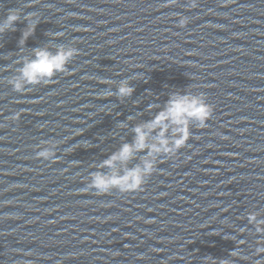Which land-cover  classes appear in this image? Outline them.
Returning <instances> with one entry per match:
<instances>
[{
	"label": "water",
	"instance_id": "water-1",
	"mask_svg": "<svg viewBox=\"0 0 264 264\" xmlns=\"http://www.w3.org/2000/svg\"><path fill=\"white\" fill-rule=\"evenodd\" d=\"M15 9L0 36V264H264L249 219L264 221V0H0V19ZM28 14L39 23L21 45ZM60 46L78 52L65 73L13 91L35 49ZM123 80L134 92L120 99ZM201 93L207 126L142 190L88 189L134 126ZM45 145L54 163L36 158Z\"/></svg>",
	"mask_w": 264,
	"mask_h": 264
},
{
	"label": "clouds",
	"instance_id": "clouds-1",
	"mask_svg": "<svg viewBox=\"0 0 264 264\" xmlns=\"http://www.w3.org/2000/svg\"><path fill=\"white\" fill-rule=\"evenodd\" d=\"M172 3L174 4L175 0H172ZM188 3L192 8L197 6V0H188ZM20 20V10H10L6 18L0 19V36L8 31H15L14 25ZM24 20L28 26L22 33L21 45L34 33L35 26L39 23L32 14L25 15ZM187 23V18L181 17L178 26L182 28ZM77 54V49L64 46L58 47L55 52L49 51L48 48L35 49L33 58L24 60L19 69V74L8 83L17 93H24L27 86L48 85L57 73H65L68 70L69 61ZM133 92L134 89L129 86V82L123 80L114 94L123 99L130 97ZM105 95L111 96L113 93L109 91ZM151 110L152 106L149 107V111ZM212 114L213 107L206 103V97L203 93L200 95L174 94L170 96L163 109L158 111L155 116L132 128L134 133L132 143H123L118 151L98 166L100 169L107 168L110 171L108 173L102 171L93 173L91 182L87 185L88 189H94L98 195H105L113 190L122 194L142 190L148 178L156 171L158 158H174L177 152L184 148L192 138V125L204 129ZM20 115L19 112L15 113L11 120L18 121ZM128 119L131 121L132 117ZM120 127L124 128L126 125L121 124ZM141 152L145 153L141 162L134 167H127L128 163ZM36 158L53 163L56 160L54 151L47 145L37 151ZM249 219L256 224L258 233L264 232V221L257 222L254 214H250ZM258 244H264V242H258ZM256 253H264V246L257 247ZM231 256L240 257V253L234 251ZM140 258L143 259V257ZM240 258L246 259L247 257ZM219 264H230V262L223 261Z\"/></svg>",
	"mask_w": 264,
	"mask_h": 264
}]
</instances>
